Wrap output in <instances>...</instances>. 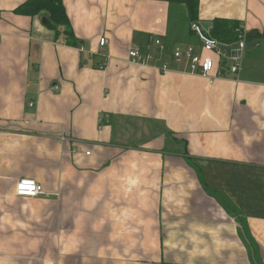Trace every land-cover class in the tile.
<instances>
[{"label":"crops","instance_id":"obj_1","mask_svg":"<svg viewBox=\"0 0 264 264\" xmlns=\"http://www.w3.org/2000/svg\"><path fill=\"white\" fill-rule=\"evenodd\" d=\"M24 1L0 0V264H264V0H199L260 39L213 84L171 58L200 51L185 4L62 0L72 46Z\"/></svg>","mask_w":264,"mask_h":264},{"label":"built area","instance_id":"obj_2","mask_svg":"<svg viewBox=\"0 0 264 264\" xmlns=\"http://www.w3.org/2000/svg\"><path fill=\"white\" fill-rule=\"evenodd\" d=\"M189 29L197 38L200 51H196L195 46L192 44L174 47L170 53L174 62L182 63L186 60L190 72L203 76L209 84H213L217 78H221L226 74H235L239 71L248 41L242 24L235 27V39L228 44L219 42L198 21H191ZM107 41L105 35L98 38V46L101 50ZM154 43L158 52L163 53L165 51V46L159 38L155 39ZM80 50H83V48L80 47ZM210 54H214L216 57ZM128 59L133 64L146 65L152 59V56L150 51L142 54L137 48H131L128 51ZM103 65L104 63L100 65V68H103ZM167 68L168 64L165 62L160 66L161 71H165ZM29 106H32V102L29 103ZM85 154L88 155L89 151H86ZM15 194L28 197H35L40 194L47 195L42 186L31 178H20L15 184Z\"/></svg>","mask_w":264,"mask_h":264},{"label":"trees","instance_id":"obj_3","mask_svg":"<svg viewBox=\"0 0 264 264\" xmlns=\"http://www.w3.org/2000/svg\"><path fill=\"white\" fill-rule=\"evenodd\" d=\"M169 3H182L186 5L187 16L189 22L196 21L197 19V7L199 0H164ZM14 12L16 14H23L28 16H35L42 12H45L47 19L45 21L46 27L53 31V33L59 32L58 29L63 27L62 33L67 41L68 45L75 46L72 41V31L70 28V22L65 12L62 0H25L19 4ZM239 25L238 21L215 18L212 20V25L208 32L218 39L223 44H228L234 41L235 33L234 29ZM223 77H226L224 75ZM169 134V133H168ZM171 133L169 134V136ZM188 159V158H187Z\"/></svg>","mask_w":264,"mask_h":264},{"label":"rangeland","instance_id":"obj_4","mask_svg":"<svg viewBox=\"0 0 264 264\" xmlns=\"http://www.w3.org/2000/svg\"><path fill=\"white\" fill-rule=\"evenodd\" d=\"M27 110H32V108H28L27 107ZM151 124V122L149 123V125H146V123L143 125V126H146V127H148L150 130H151V132H163L164 131V133H165V135H167V138H169V134L167 133V131L166 130H164L163 129V127L159 124V123H156L154 126L153 125H150ZM139 127L137 126V128L136 129H138ZM135 129V130H136ZM135 134H137V131H135ZM155 134V133H154ZM170 137L172 138V139H174V142L176 143V145H175V147L174 146H172L171 145V148L169 149V150H174L175 152H177L178 154H183L186 158H189V153H188V148H187V142H186V139H184V138H182V137H180V136H172V135H170ZM170 138V139H171ZM130 145L131 144H135V143H129ZM167 146H169V144H167ZM191 161V160H190ZM189 161V162H190ZM51 259H52V256H51ZM117 259H119V260H121V258H117ZM117 259H115V260H117ZM147 260H149L148 258H147ZM147 263V262H146Z\"/></svg>","mask_w":264,"mask_h":264},{"label":"water","instance_id":"obj_5","mask_svg":"<svg viewBox=\"0 0 264 264\" xmlns=\"http://www.w3.org/2000/svg\"><path fill=\"white\" fill-rule=\"evenodd\" d=\"M42 22H45V19H43ZM200 23L204 29H208L212 25L211 22L202 21ZM254 36H255L254 33H247V38H249V40L247 41L246 46H245L246 50H250L254 45L260 42V39H252V37L254 38Z\"/></svg>","mask_w":264,"mask_h":264}]
</instances>
